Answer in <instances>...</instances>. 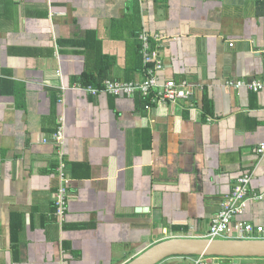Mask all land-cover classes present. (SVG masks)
I'll use <instances>...</instances> for the list:
<instances>
[{
    "label": "crops",
    "instance_id": "obj_1",
    "mask_svg": "<svg viewBox=\"0 0 264 264\" xmlns=\"http://www.w3.org/2000/svg\"><path fill=\"white\" fill-rule=\"evenodd\" d=\"M142 31L159 84L192 95L87 92L146 77ZM263 52L264 0H0V264H126L168 238H209L246 174L261 198L215 239L264 227V88L248 87Z\"/></svg>",
    "mask_w": 264,
    "mask_h": 264
},
{
    "label": "built area",
    "instance_id": "obj_2",
    "mask_svg": "<svg viewBox=\"0 0 264 264\" xmlns=\"http://www.w3.org/2000/svg\"><path fill=\"white\" fill-rule=\"evenodd\" d=\"M142 43V52L144 55L146 67V77L142 81L136 82H121L106 80L103 88L93 87L91 85L84 86V89L93 94H98L101 91L112 93L114 95H133L136 92H141L144 96H151L153 102H167L176 101L179 98H187L192 95V90L188 88L186 82L178 84L173 79H168L162 85L159 84L157 72L164 67V61L158 55L157 51L152 48L151 36L149 33L142 31L139 34ZM264 53V52H263ZM246 83L242 80L231 82L230 85L235 87H242ZM160 85V86H159ZM159 86V87H158ZM157 87L159 89H157ZM248 87L255 91L264 88V79L255 80L248 84ZM154 95V96H153ZM64 132L60 129L55 138L58 142H62ZM260 152L264 151V144L259 149ZM63 163L61 162L58 169L63 170ZM250 175H242L238 178L237 183L234 185L228 199L222 203V210L214 217L210 229L209 238H223L227 237L229 232L232 231L231 222L233 218L243 211V206L248 199H259L260 195L254 194L249 189ZM58 205L65 206V195L62 193ZM235 231L239 234L238 238L252 239L258 238L257 234L264 231L263 226L255 227L251 223L238 221L235 223ZM217 256L200 255L194 264H219Z\"/></svg>",
    "mask_w": 264,
    "mask_h": 264
},
{
    "label": "water",
    "instance_id": "obj_3",
    "mask_svg": "<svg viewBox=\"0 0 264 264\" xmlns=\"http://www.w3.org/2000/svg\"><path fill=\"white\" fill-rule=\"evenodd\" d=\"M173 255L264 257V239L173 237L154 244L126 264H158Z\"/></svg>",
    "mask_w": 264,
    "mask_h": 264
},
{
    "label": "trees",
    "instance_id": "obj_4",
    "mask_svg": "<svg viewBox=\"0 0 264 264\" xmlns=\"http://www.w3.org/2000/svg\"><path fill=\"white\" fill-rule=\"evenodd\" d=\"M86 84H89V81H88V82L86 81ZM205 108H206V107H205Z\"/></svg>",
    "mask_w": 264,
    "mask_h": 264
}]
</instances>
